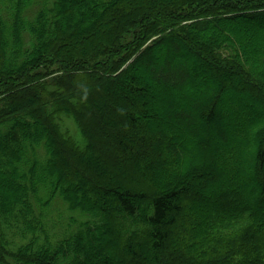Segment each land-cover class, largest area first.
Returning <instances> with one entry per match:
<instances>
[{
	"label": "trees",
	"instance_id": "obj_1",
	"mask_svg": "<svg viewBox=\"0 0 264 264\" xmlns=\"http://www.w3.org/2000/svg\"><path fill=\"white\" fill-rule=\"evenodd\" d=\"M0 264H264V0H0Z\"/></svg>",
	"mask_w": 264,
	"mask_h": 264
},
{
	"label": "rangeland",
	"instance_id": "obj_2",
	"mask_svg": "<svg viewBox=\"0 0 264 264\" xmlns=\"http://www.w3.org/2000/svg\"><path fill=\"white\" fill-rule=\"evenodd\" d=\"M237 83L240 84L239 81ZM206 86L207 87H212L211 81L210 82L208 81V83H207ZM237 92H238V90H237ZM235 94H232L234 96V99L229 96L228 98H226V101L224 102V105L227 108H230V110H233L234 109V104L236 105V103H237L236 102V99H238V98L235 97L236 96ZM156 102L157 101L155 99V103ZM184 103H186V102H184ZM224 105L220 106L221 107L220 109H222ZM256 115H263V113L260 112L259 110H257V112L248 113L246 115L242 114L240 116V122H238V124L236 126H232L230 128L228 125H226L224 131L226 133L228 132L230 134L231 138H234L235 140H237V137H239L241 135L242 131L247 127L246 125H248V123L250 121L254 120L256 118L255 117ZM168 127L170 128L169 130H171V132H172V134L170 135L171 138H174V139L176 138L178 140L182 139V141H181L182 144L186 142L183 145L184 148L186 149V153L191 154L192 157H193L192 159L194 161H196L195 163L198 164L200 157H196V156L198 155V152H199V151H197V146L200 145L199 144V140L196 137L190 136L188 133L180 132L179 131V128L176 129V127L174 125H169ZM175 130L176 131H179V132L176 133ZM162 134L163 133H161L160 135H162ZM209 135H211V134L209 133ZM234 136H236V137H234ZM203 137H204V135H203ZM212 138H213L214 144H216V145L220 144V142L216 139V137L213 136ZM238 142L239 141H233V142H230L229 144L226 143L227 145H225V146H231V148H234L235 149L238 146ZM165 152L166 151H164V153ZM166 158L167 159L170 158V160H171L170 161V163H171L170 165L171 166H166V164L164 166L165 171H166L164 173V184L169 185L171 183V181H172V174L173 173H177V172H174L173 171L174 159L172 157H166ZM211 162H212V165L215 168H219L220 171H222V172L225 171V173L224 172L222 173V175L225 177V180H226L225 184H223V187L224 188L226 187L225 190H228V189L240 190V187H241L242 184L243 185L245 184V186H248V188L250 190H252V189L253 190H257L254 186H252V184H251V186H250V184H248L247 180L250 181L248 179L249 178V175L246 178H243V177L239 178L240 177L239 174L234 171V168H235V165L234 164H232V163H226V164H222L221 165L220 162H219V160H217L216 158H214V156H213ZM226 171H227V173H226ZM244 171L247 174V170L244 169ZM237 180H239V183H241V185L238 184V181ZM204 197L207 198V200H209L211 202L213 201L211 203L213 206L209 208V211H213L217 207L221 206V203H219L220 202L219 201L220 199H219L218 191H216L215 189H211L209 187L206 190V194L204 195ZM239 205H246V206H248L249 204H247V202H243V201L240 200L238 202H234V204L231 207L239 206ZM195 212L198 215H202V216L205 214V211H199L197 209L195 210Z\"/></svg>",
	"mask_w": 264,
	"mask_h": 264
},
{
	"label": "bare ground",
	"instance_id": "obj_3",
	"mask_svg": "<svg viewBox=\"0 0 264 264\" xmlns=\"http://www.w3.org/2000/svg\"><path fill=\"white\" fill-rule=\"evenodd\" d=\"M256 107V106H255Z\"/></svg>",
	"mask_w": 264,
	"mask_h": 264
}]
</instances>
